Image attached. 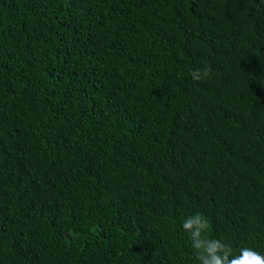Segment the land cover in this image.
<instances>
[{"label":"trees","instance_id":"1","mask_svg":"<svg viewBox=\"0 0 264 264\" xmlns=\"http://www.w3.org/2000/svg\"><path fill=\"white\" fill-rule=\"evenodd\" d=\"M195 213L264 251V0H0V264H197Z\"/></svg>","mask_w":264,"mask_h":264},{"label":"clouds","instance_id":"2","mask_svg":"<svg viewBox=\"0 0 264 264\" xmlns=\"http://www.w3.org/2000/svg\"><path fill=\"white\" fill-rule=\"evenodd\" d=\"M203 73L206 76L208 69H204ZM192 79H201L199 70L193 72ZM208 227L207 220L200 213L185 217L181 223V228L188 234L192 247L197 250V264H264V251L244 246L239 249L238 255H232L221 239L205 236Z\"/></svg>","mask_w":264,"mask_h":264}]
</instances>
